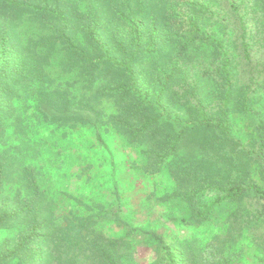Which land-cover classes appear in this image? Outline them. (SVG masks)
Instances as JSON below:
<instances>
[{
	"label": "rangeland",
	"instance_id": "obj_1",
	"mask_svg": "<svg viewBox=\"0 0 264 264\" xmlns=\"http://www.w3.org/2000/svg\"><path fill=\"white\" fill-rule=\"evenodd\" d=\"M201 1L210 9L200 18L202 27L213 40L237 41L244 20L254 77L263 86L254 111L264 116V13L245 9L250 0ZM186 10L182 0H0V213L24 209L10 226H0V264H164L162 244L175 250L179 264H264V202L248 192L210 208L219 197L214 186L229 178L257 181L264 189L250 157L255 119L230 115L241 146L195 128L172 150L180 124L161 119L134 141L114 123L125 82L104 51L91 50L97 65L92 72L60 43L59 13L69 27L66 35L82 42L83 53L90 52L87 32L97 21L102 44L120 59L111 46L131 42L117 16L124 11L144 23L146 34L157 28L162 50L173 43ZM182 60L174 52L170 63ZM194 60L171 90L183 96L179 86L193 70L204 89L202 104L212 111L219 88L205 73L217 64L212 52H199ZM168 64V57L133 61L140 87L160 94ZM185 84L190 94L179 100L166 95L163 109L186 123L196 99ZM155 154L168 157L160 162ZM30 233L34 239L14 259L1 261Z\"/></svg>",
	"mask_w": 264,
	"mask_h": 264
},
{
	"label": "trees",
	"instance_id": "obj_2",
	"mask_svg": "<svg viewBox=\"0 0 264 264\" xmlns=\"http://www.w3.org/2000/svg\"><path fill=\"white\" fill-rule=\"evenodd\" d=\"M250 3L245 9L251 8L253 11L260 10L264 13V0H250ZM182 4L187 7V10L179 14V23L175 26L173 43H167V46L162 50L158 49L160 43H162V38H160L157 28L153 25L148 34H146L144 23L133 18L130 12L125 13L124 11L119 12L117 16L124 21L129 31L131 42L130 44L120 42L111 46L122 58L114 57V52L102 44L99 38V23L97 21L93 22L87 32V42L92 46L90 52L83 53L79 48L82 42L73 40L66 35L69 27L63 14L59 13L58 17L63 27L62 33L64 34L60 43L64 45L63 48L67 53L72 56L76 55V58L78 57L81 61L88 63L92 72L97 69V65L94 63V56L91 50L99 48L104 51L107 63L112 67L114 74L120 75L125 82L122 90V93H124L123 98L120 101L121 111L118 115L119 117L116 116L114 118V123L116 126L118 124L117 127L120 129L127 131L134 141L140 140L145 136L161 119V123L164 122L166 125L174 126V124H180L181 133L172 143V150L176 149L178 142L188 129L195 128L204 129L208 134L217 136L224 143L234 141L241 146V141L236 140L237 138L233 134V124L230 115L240 113L244 116L252 117V120L255 119V134H251L249 139L255 151L250 152V157L252 158L251 162L256 165V175L264 180V116L258 115L254 111V105L257 102L255 94L263 86L260 78L255 79L254 77L256 70L252 59V38L248 35L244 20L239 24L241 34L238 40L235 41L236 43H231L227 38L224 41L213 40L204 32L202 27L204 20L200 19L205 14L210 13V9L205 3L201 0H182ZM231 7L234 12H241V7L237 8L235 3H231ZM167 48H170L168 52L165 51ZM232 49H234L233 52H231ZM174 52L179 57H182L183 60L170 63ZM199 52L203 56H206L208 52H212L214 56L213 63L217 64V68L214 71L205 73L206 78L214 81L219 88L217 96L219 100L212 111H209L202 104L201 95L204 89L195 80L196 78H193V70L187 73L185 78H183V84L179 86L185 89L183 96L171 90L172 85L177 84L178 73L184 70L189 62H191L189 66L193 67L195 55ZM78 53L84 56H79L77 55ZM163 57H168V65L171 70L165 75V82L161 86L163 88L162 92L155 94L150 92L148 88L140 87L133 67V61L154 58L157 62H162ZM243 77H248L250 82L243 83ZM184 82L190 83L194 88V93L191 97L196 99V103H190L187 108L192 113V116L186 123L182 119L173 117L172 111L165 112V109H163L165 104H167V102L163 101L166 95L169 94L168 99L174 96L175 100H179L186 97L187 92L190 94L189 90L191 89L188 85H184ZM254 83L256 89L251 87ZM155 115L158 118H155ZM154 156L155 159L161 162L168 157V154H155ZM2 168L0 167V186L4 178ZM257 183V181L245 183L242 180L237 181L235 178H229L221 186H214L219 192V197L210 208L212 209L217 203L223 201L237 200L248 192L255 194L258 199L264 202V189ZM21 211H24V209ZM21 211L13 215L0 213V226H10L9 222L22 215L23 212ZM33 235L31 233L28 234L16 247L8 249L1 261L14 259L25 248L26 243L34 239ZM161 249L164 256V264H179L178 256L172 247L162 244ZM107 261L110 264H114L110 259Z\"/></svg>",
	"mask_w": 264,
	"mask_h": 264
}]
</instances>
